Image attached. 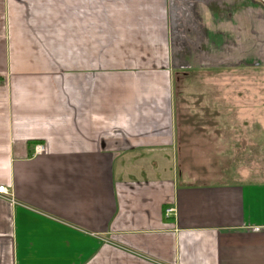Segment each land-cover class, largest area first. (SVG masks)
I'll use <instances>...</instances> for the list:
<instances>
[{"label":"crops","instance_id":"obj_1","mask_svg":"<svg viewBox=\"0 0 264 264\" xmlns=\"http://www.w3.org/2000/svg\"><path fill=\"white\" fill-rule=\"evenodd\" d=\"M207 70L264 71L261 0H0V264H264L260 127L180 169L174 81Z\"/></svg>","mask_w":264,"mask_h":264},{"label":"rangeland","instance_id":"obj_2","mask_svg":"<svg viewBox=\"0 0 264 264\" xmlns=\"http://www.w3.org/2000/svg\"><path fill=\"white\" fill-rule=\"evenodd\" d=\"M207 71H192L174 81L173 108L180 128L179 143H182L177 150L184 173L216 172L218 167L222 171L238 169L237 150L215 146L224 114L233 123L242 116L264 132V71ZM255 106H258L256 111ZM236 108L241 111L237 112ZM208 158L219 160L222 165L205 164ZM260 165L264 171V164Z\"/></svg>","mask_w":264,"mask_h":264},{"label":"built area","instance_id":"obj_3","mask_svg":"<svg viewBox=\"0 0 264 264\" xmlns=\"http://www.w3.org/2000/svg\"><path fill=\"white\" fill-rule=\"evenodd\" d=\"M262 3L264 4V0H261ZM45 148L43 145L41 144H37L36 146H34V149H33V156H38L40 154H42L44 152ZM0 195L3 196V197H7V190L5 188V186H0ZM11 200H13L11 197H7ZM174 209L173 208H167L164 212L165 216L166 217H170V216H174Z\"/></svg>","mask_w":264,"mask_h":264},{"label":"trees","instance_id":"obj_4","mask_svg":"<svg viewBox=\"0 0 264 264\" xmlns=\"http://www.w3.org/2000/svg\"><path fill=\"white\" fill-rule=\"evenodd\" d=\"M0 83H1V78H0Z\"/></svg>","mask_w":264,"mask_h":264}]
</instances>
